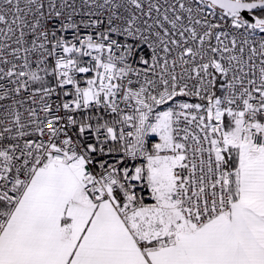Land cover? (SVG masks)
I'll list each match as a JSON object with an SVG mask.
<instances>
[{
  "label": "snow or ice",
  "instance_id": "snow-or-ice-1",
  "mask_svg": "<svg viewBox=\"0 0 264 264\" xmlns=\"http://www.w3.org/2000/svg\"><path fill=\"white\" fill-rule=\"evenodd\" d=\"M0 264H264V0H0Z\"/></svg>",
  "mask_w": 264,
  "mask_h": 264
}]
</instances>
